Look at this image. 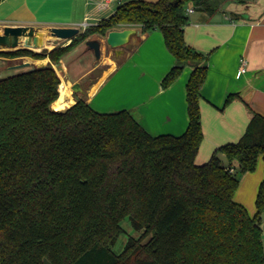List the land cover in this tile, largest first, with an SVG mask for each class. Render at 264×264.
I'll list each match as a JSON object with an SVG mask.
<instances>
[{
	"label": "trees",
	"instance_id": "trees-1",
	"mask_svg": "<svg viewBox=\"0 0 264 264\" xmlns=\"http://www.w3.org/2000/svg\"><path fill=\"white\" fill-rule=\"evenodd\" d=\"M215 1L128 0L66 45L0 50L56 63L92 35L137 25L161 31L175 57L163 88L193 67L181 135H151L130 111L99 112L80 98L54 109L61 81L51 64L0 78V264H264V114L253 112L238 141L196 162L208 57L187 44L184 29L190 5L213 11ZM260 156L251 215L234 198L240 179L230 168L251 172ZM126 219L143 234L116 253Z\"/></svg>",
	"mask_w": 264,
	"mask_h": 264
},
{
	"label": "crops",
	"instance_id": "crops-1",
	"mask_svg": "<svg viewBox=\"0 0 264 264\" xmlns=\"http://www.w3.org/2000/svg\"><path fill=\"white\" fill-rule=\"evenodd\" d=\"M125 1L0 0V33L6 25L35 26L42 35L53 26H74L81 32L84 23L96 24ZM213 6V11L195 9L188 13L189 23L184 29L187 44L208 57L200 99L203 140L196 156L199 164L206 162L218 146L238 141L253 112L264 114V0H216ZM128 27L136 29V34L121 52H115L105 36L95 34L89 39L100 41V57L84 41L56 63L49 57L0 55V65L11 69L22 63H28V67L51 64L60 77V86L65 85L68 101L62 107L53 106L62 95L59 86V97L52 104L56 110L68 108L80 98L99 112L130 111L151 135H181L189 122L186 84L193 67L186 65L179 77L163 88L161 82L175 64L163 34L157 29L143 33L140 26ZM42 45L34 51L47 49L48 42ZM241 58L248 62L245 72L239 70ZM98 69L100 72L90 77ZM75 82L83 92L72 90ZM229 94L237 96L224 106ZM222 160L228 162L224 155ZM257 165L260 170L250 179L254 196L263 177V162ZM240 186L234 198L243 202L238 196Z\"/></svg>",
	"mask_w": 264,
	"mask_h": 264
},
{
	"label": "water",
	"instance_id": "water-1",
	"mask_svg": "<svg viewBox=\"0 0 264 264\" xmlns=\"http://www.w3.org/2000/svg\"><path fill=\"white\" fill-rule=\"evenodd\" d=\"M50 35L54 37L55 42L71 41L72 38L80 33V29L74 26H53L48 28ZM136 34V29L128 27L123 29H114L105 36L106 43L114 49L115 52H121V48L128 44L133 35ZM44 39L42 37V30L31 25H6L0 33V48L18 49L28 48L37 50L42 48ZM86 45L92 50L96 57H100L101 44L96 39H87ZM28 63H22L18 66H27ZM74 92H83L80 83L75 82L72 85ZM44 264H52L50 260L44 258Z\"/></svg>",
	"mask_w": 264,
	"mask_h": 264
},
{
	"label": "rangeland",
	"instance_id": "rangeland-1",
	"mask_svg": "<svg viewBox=\"0 0 264 264\" xmlns=\"http://www.w3.org/2000/svg\"><path fill=\"white\" fill-rule=\"evenodd\" d=\"M42 36H45L44 41L48 42V46L46 47L48 50H52L53 48L60 46L59 44L67 43V41H62V40H60L58 43H56L54 37H52L50 35V32L48 31V29L44 30V35H42ZM7 57H9V56H7ZM14 62L15 61H10L11 64ZM31 68H33V67H31V66H29V67L28 66H20V67H16V68L6 69V66L3 64V65H0V78H4V77L10 76V75H13L15 73H18L20 71L28 70ZM99 72H100V69L93 72L90 77L96 76ZM261 162H263V159L260 156L258 159V164H261ZM258 168H260V166L258 167V165H257L253 171L241 174L238 170V166L236 165V172H237V175H238V177L240 179V183H241V186H240L241 191L238 193V196L240 198H242V201L244 203L241 201H238L236 199L235 200L238 202H241L248 209V211L251 215H254L255 211H256V208H255L256 196H254V194L252 192L251 188H252L253 183L250 185V182H251L250 179L252 178L251 176H256L257 172H259L260 169H258ZM247 174H250V175H247ZM247 176H250V177H247ZM244 178H247V179H244ZM260 219H261V226L263 228L262 240H263V245H264V213L261 214ZM122 226H123V232L120 234L115 245L113 246V250L116 253H119L122 251L124 245L127 243V241L129 239H131V238L141 239V235L143 234V231L133 229L132 226L129 224L127 219L122 222ZM148 238H149V235L146 236L143 239V241L145 242L146 240H148Z\"/></svg>",
	"mask_w": 264,
	"mask_h": 264
},
{
	"label": "built area",
	"instance_id": "built-area-1",
	"mask_svg": "<svg viewBox=\"0 0 264 264\" xmlns=\"http://www.w3.org/2000/svg\"><path fill=\"white\" fill-rule=\"evenodd\" d=\"M105 1L106 3L110 2L111 0H103ZM194 11L193 7H188L187 8V13H192ZM88 26V23H84L83 24V28L85 29L86 27ZM248 65V62L245 58H241V61H240V66H239V70L240 72H245L246 71V67ZM231 171L234 170V168H230Z\"/></svg>",
	"mask_w": 264,
	"mask_h": 264
},
{
	"label": "bare ground",
	"instance_id": "bare-ground-1",
	"mask_svg": "<svg viewBox=\"0 0 264 264\" xmlns=\"http://www.w3.org/2000/svg\"><path fill=\"white\" fill-rule=\"evenodd\" d=\"M60 91H61L62 95H61V98L53 104V106L55 108H59V107H62L64 105L68 104V101L65 100V98H66V88H65L64 83L60 86Z\"/></svg>",
	"mask_w": 264,
	"mask_h": 264
}]
</instances>
